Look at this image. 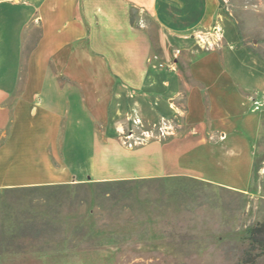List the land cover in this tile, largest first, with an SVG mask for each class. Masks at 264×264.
I'll use <instances>...</instances> for the list:
<instances>
[{"label":"crops","instance_id":"obj_1","mask_svg":"<svg viewBox=\"0 0 264 264\" xmlns=\"http://www.w3.org/2000/svg\"><path fill=\"white\" fill-rule=\"evenodd\" d=\"M161 116L173 135L122 143ZM263 122L264 60L221 0H0V192L190 176L249 193L213 172L250 168ZM202 148L215 166L189 163Z\"/></svg>","mask_w":264,"mask_h":264},{"label":"rangeland","instance_id":"obj_2","mask_svg":"<svg viewBox=\"0 0 264 264\" xmlns=\"http://www.w3.org/2000/svg\"><path fill=\"white\" fill-rule=\"evenodd\" d=\"M222 6L241 43L264 60V0H223ZM202 149L203 157L189 163L202 159L203 168L215 166L218 158ZM254 156L250 168L243 162L237 172L212 170L249 193L162 181L70 183L73 193L61 198L53 187L0 192V264H264V255L245 260V230L264 220V122ZM146 163L152 167L153 161ZM47 219L53 224L44 225ZM5 222L15 236L7 252L1 244Z\"/></svg>","mask_w":264,"mask_h":264},{"label":"trees","instance_id":"obj_3","mask_svg":"<svg viewBox=\"0 0 264 264\" xmlns=\"http://www.w3.org/2000/svg\"><path fill=\"white\" fill-rule=\"evenodd\" d=\"M221 4H223V0H221ZM240 38H242V36L240 35ZM247 49H249L251 52L255 53V50L253 49V47L251 46H246ZM256 168V166H255ZM255 171V170H254ZM154 181H162L164 182L165 185H172L171 183L175 184L178 187L183 186L182 184H184V187H188L190 186L189 184H193L194 187L195 185H212L214 186V184L210 183V182H206L194 177H190V176H175V177H167V178H163V177H155V178H137V179H121V180H107V181H96L94 182L96 185L98 186H108V187H113V186H127L130 183H136V184H140V183H146V182H154ZM85 183H80L81 186H85ZM216 186V185H215ZM49 187H53L55 189H57L58 192L54 193L56 196H63L65 194H67L66 196L68 197L71 193H73L72 191H74L73 189V185L71 184H56V185H45V186H34V187H30V189H38V188H49ZM106 188L107 190L104 191V193L109 194V188ZM221 187V186H218ZM224 188V187H222ZM228 189V188H225ZM232 190V189H230ZM61 193V194H59ZM53 195V194H52ZM67 219V218H66ZM36 221V220H35ZM24 220H20V223L25 224ZM4 224H6L7 228L4 227V229L2 230V235H1V244L3 246L6 247V250H4L5 252H7L9 246H11L12 244L15 243V236H14V231H11L10 228V224L11 222H9L8 224L5 222ZM43 224L48 225V224H53V220L52 219H47L43 221ZM245 235H246V239L248 240V248L245 251V260L246 262H255V260L261 256L264 255V220L257 222L253 225H250L249 227L246 228L245 230Z\"/></svg>","mask_w":264,"mask_h":264},{"label":"built area","instance_id":"obj_4","mask_svg":"<svg viewBox=\"0 0 264 264\" xmlns=\"http://www.w3.org/2000/svg\"><path fill=\"white\" fill-rule=\"evenodd\" d=\"M207 33L206 30H196L199 41L209 47L210 42ZM132 122L134 127L124 132L121 136L122 143L128 147L137 146L153 138L165 139L174 134L173 121L166 116H161L159 121L153 124L151 130L145 129L141 119L138 117L134 118Z\"/></svg>","mask_w":264,"mask_h":264}]
</instances>
